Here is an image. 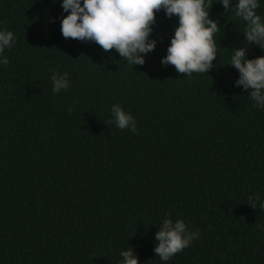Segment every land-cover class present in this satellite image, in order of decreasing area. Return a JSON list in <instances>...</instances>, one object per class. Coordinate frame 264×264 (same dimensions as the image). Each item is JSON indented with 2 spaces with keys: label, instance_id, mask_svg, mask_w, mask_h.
Segmentation results:
<instances>
[{
  "label": "trees",
  "instance_id": "16d2710c",
  "mask_svg": "<svg viewBox=\"0 0 264 264\" xmlns=\"http://www.w3.org/2000/svg\"><path fill=\"white\" fill-rule=\"evenodd\" d=\"M62 2L0 0V31L15 37L0 53V264H122L129 247L138 264H264V108L229 64L234 49L255 59L264 47L247 41L238 0H205L217 56L190 76L162 63L179 24L163 8L154 49L131 65L65 38ZM64 73L69 87L54 93ZM168 218L199 236L162 261Z\"/></svg>",
  "mask_w": 264,
  "mask_h": 264
},
{
  "label": "clouds",
  "instance_id": "9594fccd",
  "mask_svg": "<svg viewBox=\"0 0 264 264\" xmlns=\"http://www.w3.org/2000/svg\"><path fill=\"white\" fill-rule=\"evenodd\" d=\"M225 10L229 0H221ZM61 7L69 14L61 21V32L65 38L80 41H95L105 51L116 49L131 65H143L140 55L154 49L156 41L149 42L151 25L155 13L164 9L171 18L178 17L179 24L168 47V55L162 63L172 64L179 73H207L216 59V43L213 39L220 29L217 22L209 19L205 0H63ZM258 0H238L235 4V16L246 22L244 35L249 43L264 47V21L257 15ZM70 10V11H69ZM15 37L11 31H0V53L11 47ZM246 48L234 49L230 65L239 70L237 85L244 89H253L250 98L255 106L264 108V56L246 59ZM7 57L0 59L5 67ZM68 74L53 75L54 93L69 87ZM112 114L118 128H131L136 132L134 117L119 105H113ZM259 199L260 194H255ZM251 202V201H249ZM256 208V203L252 202ZM259 207L264 210V203ZM171 217V213L168 214ZM259 227V225H258ZM199 231L188 230L183 220L173 224L171 218L165 219L156 234L158 246L154 249L162 261H168L175 254L189 247ZM122 264H138L132 248L122 251Z\"/></svg>",
  "mask_w": 264,
  "mask_h": 264
}]
</instances>
